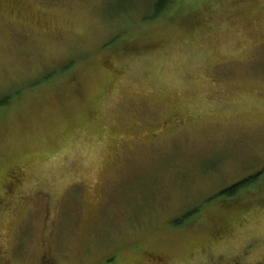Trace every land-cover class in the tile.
Wrapping results in <instances>:
<instances>
[{
    "label": "rangeland",
    "instance_id": "1",
    "mask_svg": "<svg viewBox=\"0 0 264 264\" xmlns=\"http://www.w3.org/2000/svg\"><path fill=\"white\" fill-rule=\"evenodd\" d=\"M152 5L0 0V264L264 261V0Z\"/></svg>",
    "mask_w": 264,
    "mask_h": 264
},
{
    "label": "trees",
    "instance_id": "2",
    "mask_svg": "<svg viewBox=\"0 0 264 264\" xmlns=\"http://www.w3.org/2000/svg\"><path fill=\"white\" fill-rule=\"evenodd\" d=\"M150 3L153 5V11H154V18L159 19L166 17V15L169 13L172 6V0H149ZM8 103H3L0 102V109L4 106H6ZM264 189V169L252 176H248L244 179L239 180L238 182H235L231 184L229 187L223 188L220 190V194L218 195V198L220 201L223 203H232V201H236L241 195L240 192H245V191H252L253 189ZM198 213H192V214H187L182 221H178L175 224L177 227H189V226H184L186 221L194 220ZM189 218V219H188ZM191 221V222H192ZM193 225V224H192ZM191 225V226H192ZM156 261L161 262L160 259L156 258L155 256L151 255ZM150 255L147 256V258L151 257ZM153 260V261H155ZM155 261V262H156Z\"/></svg>",
    "mask_w": 264,
    "mask_h": 264
},
{
    "label": "flooded vegetation",
    "instance_id": "3",
    "mask_svg": "<svg viewBox=\"0 0 264 264\" xmlns=\"http://www.w3.org/2000/svg\"><path fill=\"white\" fill-rule=\"evenodd\" d=\"M152 260H155V259H152ZM160 261H162V259H160ZM226 261L230 262L231 259H227ZM244 262H245L244 264H264V261H262V260L255 261L254 263H251L250 261H247V260H244ZM235 264H241V262H238V263H235Z\"/></svg>",
    "mask_w": 264,
    "mask_h": 264
},
{
    "label": "snow or ice",
    "instance_id": "4",
    "mask_svg": "<svg viewBox=\"0 0 264 264\" xmlns=\"http://www.w3.org/2000/svg\"><path fill=\"white\" fill-rule=\"evenodd\" d=\"M261 67L264 69V64H262ZM262 194H264V190H262Z\"/></svg>",
    "mask_w": 264,
    "mask_h": 264
}]
</instances>
